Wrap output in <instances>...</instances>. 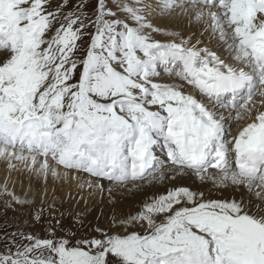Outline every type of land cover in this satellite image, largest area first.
<instances>
[{"label": "snow or ice", "instance_id": "obj_1", "mask_svg": "<svg viewBox=\"0 0 264 264\" xmlns=\"http://www.w3.org/2000/svg\"><path fill=\"white\" fill-rule=\"evenodd\" d=\"M65 6L0 0V158L45 180L66 174L58 166L86 173L109 195L104 181L189 175L249 195L174 184L88 236L51 225L45 237L13 234L0 264H264V0H96L91 15L86 0ZM177 9L227 57L149 18ZM161 67L183 83L158 82Z\"/></svg>", "mask_w": 264, "mask_h": 264}, {"label": "bare ground", "instance_id": "obj_2", "mask_svg": "<svg viewBox=\"0 0 264 264\" xmlns=\"http://www.w3.org/2000/svg\"><path fill=\"white\" fill-rule=\"evenodd\" d=\"M90 8H91V5L86 4V7L84 9L89 15H90V12H89ZM71 11L72 10L70 9L69 12ZM192 22L193 21L190 19V16L182 15L180 11V12H175L171 15H168V17L164 20V24H162L163 26L160 25L159 27L166 29L169 32H177L180 34L181 37L185 39L191 37L192 43H196V41H200L201 47H204V46L209 47L212 50L217 51L219 55L227 57V49L221 50V48H223L221 46V42L217 40V43H219V45H213V44H210L209 42L206 44L204 40L202 39L200 33L196 30V26L200 24L194 22L195 25H193ZM153 37L154 39H158L161 41H167L169 39V37L164 35L163 33H153ZM159 71L166 72L163 70V67H161ZM167 74L168 73L166 72L165 74L167 76L166 82L162 81V83H170L172 82V80H176L178 84L183 83L174 75H170V74L167 75ZM157 80L158 82H161L159 81L158 77H157ZM243 123L244 121L234 122L233 134H235L238 131L239 127L242 126ZM157 154L160 155L161 159L164 158L163 153L159 152V150L157 151ZM39 159H42V158L38 157V160ZM10 163L15 164V167L14 168L10 167L9 166ZM50 163H54V162L50 161ZM58 170L61 172H66V174L57 176V177H53L49 175L46 181L43 177L33 172L30 167H26L24 163L19 162V161L10 162L8 160L0 158V194H4L3 186L6 184L8 188V192L10 193L14 192L16 196L24 200H27L26 198H29L28 199L29 201H32V200L34 201L35 199L38 198L41 200V202H44V203L46 201H51L50 205L49 203L45 205H41V206L37 205V208L43 209V211H46V210L49 211L50 208L52 207L58 208L57 205H54L55 203H53V200L50 198V195L52 196V193H53L52 192L53 185L57 184L60 191H62L65 195H69L71 194V192L73 193V195H76L77 192L81 193L80 196H81V199H83V203L79 204V208L76 210V212L79 209L81 210V211L79 210L80 212L82 211L89 212L90 210H92V208H90L91 204L88 203V200L89 202H91V198L95 197V194H97V192H91L92 190H94V188L88 187V184L85 183V181H91L93 178L88 176L86 173H83V172L77 173L72 170H64L62 167H59V166H58ZM26 171H27V174H26ZM31 171L32 173H34L33 177L30 176ZM103 183H105L106 189H112V194L109 195V192L107 190L99 191L98 193L99 196L98 195L96 196L97 200L100 197L101 193H103L104 196L109 197L110 199H114L116 196H123L127 198L125 202H127L128 199L131 200V202L128 203L127 209L124 212H121L119 214H127V213L135 212L136 210L140 208L142 202L145 199L153 195L163 194L166 191V189L171 188L174 184L189 186L193 188V190L200 189L204 191L207 196H209L210 198H214V199L231 198V197L239 198L242 196L247 197L249 195L247 190L244 189L242 186L241 187H226V188L214 187L212 186L210 181L202 182L199 179H197L194 175H189L187 177H184L183 179L178 178L176 181H172V182L165 181L163 183H157L155 185H151V184H148L147 182H144L143 184H139V186L137 187H133L131 184L127 186L114 187L113 184L107 181H104ZM62 185L64 186L61 187ZM38 187H40L39 191H37ZM216 193L218 194V196H216ZM87 196H90V198H87ZM93 210L92 212H94ZM98 213L100 212L98 211ZM89 215H86L84 217L88 218ZM106 217L107 219H104L106 221L104 225L110 224L108 223L109 217L108 216ZM102 222H103V218L101 219L100 223Z\"/></svg>", "mask_w": 264, "mask_h": 264}, {"label": "rangeland", "instance_id": "obj_3", "mask_svg": "<svg viewBox=\"0 0 264 264\" xmlns=\"http://www.w3.org/2000/svg\"><path fill=\"white\" fill-rule=\"evenodd\" d=\"M152 2H155V0H152ZM79 3L80 0H51L52 9L66 4V6L63 8L65 13L69 12L70 9L72 11L76 10V7ZM95 3L96 0H86V4L91 5V8L89 9L90 15L94 10ZM180 11V9L176 10V12ZM167 17L168 15H162V13L157 10L154 11L149 18H151L150 20L156 27H159L160 25L164 24V20ZM192 23L195 25L194 22ZM196 30L200 33L206 44L209 42L213 45H219V43H217V39L212 38L209 33H206L201 24L196 26ZM88 31L91 32L93 29L90 27ZM81 43L83 47L86 48L88 41L85 39ZM225 49V47L221 48V50ZM165 74L166 72L160 71V75L158 77L159 81L166 82L167 76ZM172 82L178 83L176 80H172ZM258 99L260 98L254 97V100ZM33 175L34 173L31 171L30 176L33 177ZM63 186L64 185L61 187ZM40 187H38L37 191H39ZM52 192L53 193L52 196L50 195V198L53 200V203H55L54 205H57L58 208L52 207L49 211H43L42 214H40L39 219L36 217L41 209L37 208V205L41 206L48 203L50 205L51 201H46L44 203L38 198L34 201H29V198H26L28 203H16L13 201V198L10 195L6 193L0 194V251L4 250L8 242L7 238L13 234H17L19 232H31L40 237H45L50 231L49 225L53 226L57 230L58 234L75 233L77 237L94 234L96 228L109 225H104L106 222L104 219H107L106 216L109 217L108 223H111L112 217L116 214L124 212L127 209L128 203L131 202L130 199L125 202L127 198L123 196H116L114 199H110L109 197L104 196L103 193H101L102 196L100 194V197L97 200L96 196L98 195L99 191L94 189L91 192H97V194H95V197L91 198V202L88 200V203L91 204L90 208H92V210L95 209L93 210L94 212H92V210L89 212H80V209V211L78 210L76 212V210L79 208V204L83 203V199H81L80 196L81 193L77 192L76 195H73L71 192V194L65 195L62 191H60L57 184L53 185ZM216 196H218L217 193ZM87 198H90V196H87ZM21 200L24 199L21 198ZM98 211L100 213H98ZM86 215H89L88 218L84 217ZM102 218L103 222L100 223Z\"/></svg>", "mask_w": 264, "mask_h": 264}]
</instances>
